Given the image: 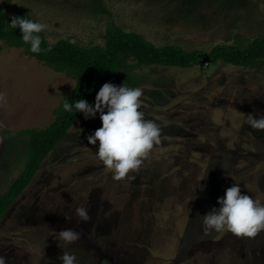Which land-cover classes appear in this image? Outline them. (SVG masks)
Listing matches in <instances>:
<instances>
[{
    "label": "rangeland",
    "instance_id": "obj_1",
    "mask_svg": "<svg viewBox=\"0 0 264 264\" xmlns=\"http://www.w3.org/2000/svg\"><path fill=\"white\" fill-rule=\"evenodd\" d=\"M150 1V2H149ZM0 0L9 15L27 11L46 25V38L102 44L115 24L157 46L210 52L217 44L246 45L264 36V0ZM180 10V12H179ZM182 13V14H181ZM132 63L126 59V64ZM111 82L142 89L145 120L161 129L160 143L138 170L113 178L86 137L99 114L82 115L41 162L0 223V255L7 264H264V229L254 237L206 230L203 216L238 183L264 205V130L248 114H264V67L224 61L191 67L134 66ZM75 79L2 42L0 51V192L26 160L27 129L48 127ZM92 100L91 104L93 103ZM88 209L83 222L75 209ZM66 216L68 218H66ZM80 239L65 244L59 231Z\"/></svg>",
    "mask_w": 264,
    "mask_h": 264
},
{
    "label": "trees",
    "instance_id": "obj_2",
    "mask_svg": "<svg viewBox=\"0 0 264 264\" xmlns=\"http://www.w3.org/2000/svg\"><path fill=\"white\" fill-rule=\"evenodd\" d=\"M203 2L190 1V12L192 9L197 11L199 4ZM5 5L6 2L0 4V51L2 42L21 48L26 56L35 58L56 72L73 77L75 88L64 94L54 110L56 116L48 127L27 129L18 133L27 135L26 160L17 178L5 192H0V223L7 210L29 185L44 158L83 115L80 112L64 110L62 104L66 99L70 104L79 99L91 104L99 88L106 82L111 83L121 68H124L125 76L131 78V69L134 66L191 67L203 61L211 64L224 61L244 68L264 67V36L261 35L244 46L217 44L207 53L198 49L188 51L176 44L157 46L140 33L126 31L115 24H109L105 29L102 44L93 45H80L69 38L50 42L44 29L38 34L41 37L42 50L40 53H33L30 51V44L23 42L19 27L13 29L9 24L13 17L37 21L25 10L9 15L4 10ZM127 58L132 63L126 64Z\"/></svg>",
    "mask_w": 264,
    "mask_h": 264
},
{
    "label": "clouds",
    "instance_id": "obj_3",
    "mask_svg": "<svg viewBox=\"0 0 264 264\" xmlns=\"http://www.w3.org/2000/svg\"><path fill=\"white\" fill-rule=\"evenodd\" d=\"M9 26L19 27L22 40L30 44V51L41 52V33L46 25L23 17H13ZM142 89L131 88L122 84L104 83L97 91L94 101L89 104L79 99L70 104L66 99L62 107L68 112L83 114L85 119L95 118L99 114L101 126L91 135L87 142L97 145L96 159L109 169L113 178L121 180L130 171L139 169L143 157L160 143L161 129L155 121L145 120L144 113L139 111ZM247 123L253 130H264V114L254 117L248 114ZM219 208H214L203 216L206 230H227L235 236L254 237L264 229V205L242 194L238 183L227 188L223 197L217 198ZM81 221L90 220L88 209H75ZM66 218H68L66 216ZM80 239V232L73 229L59 231V240L71 244ZM61 264H77L74 253L64 251L58 257ZM0 264H7L6 257L0 255Z\"/></svg>",
    "mask_w": 264,
    "mask_h": 264
}]
</instances>
